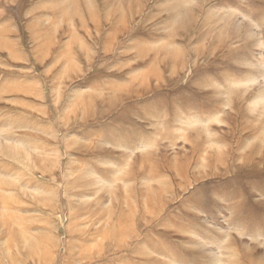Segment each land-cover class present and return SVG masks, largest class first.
<instances>
[{
    "label": "rangeland",
    "instance_id": "obj_1",
    "mask_svg": "<svg viewBox=\"0 0 264 264\" xmlns=\"http://www.w3.org/2000/svg\"><path fill=\"white\" fill-rule=\"evenodd\" d=\"M0 264H264V0H0Z\"/></svg>",
    "mask_w": 264,
    "mask_h": 264
}]
</instances>
